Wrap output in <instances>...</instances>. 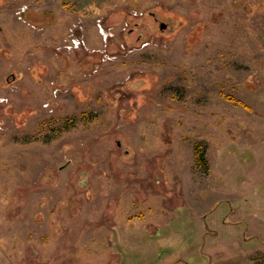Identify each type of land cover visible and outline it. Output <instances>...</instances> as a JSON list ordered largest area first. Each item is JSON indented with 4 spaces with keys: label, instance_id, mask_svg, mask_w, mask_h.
Returning <instances> with one entry per match:
<instances>
[{
    "label": "rangeland",
    "instance_id": "1",
    "mask_svg": "<svg viewBox=\"0 0 264 264\" xmlns=\"http://www.w3.org/2000/svg\"><path fill=\"white\" fill-rule=\"evenodd\" d=\"M0 264H264V0H0Z\"/></svg>",
    "mask_w": 264,
    "mask_h": 264
},
{
    "label": "trees",
    "instance_id": "2",
    "mask_svg": "<svg viewBox=\"0 0 264 264\" xmlns=\"http://www.w3.org/2000/svg\"><path fill=\"white\" fill-rule=\"evenodd\" d=\"M196 157L198 158L199 164H205L204 153L201 151L200 146L196 147Z\"/></svg>",
    "mask_w": 264,
    "mask_h": 264
}]
</instances>
